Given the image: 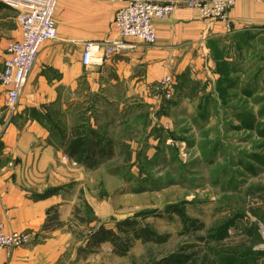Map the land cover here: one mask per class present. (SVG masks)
<instances>
[{"label":"rangeland","instance_id":"rangeland-1","mask_svg":"<svg viewBox=\"0 0 264 264\" xmlns=\"http://www.w3.org/2000/svg\"><path fill=\"white\" fill-rule=\"evenodd\" d=\"M15 18L0 7V33L16 29ZM211 56L212 66L185 73L150 105L135 96L127 106L122 95L123 105H104L84 86L67 113L54 107L63 135L114 115L110 159L86 168L60 154L51 171L70 177L53 187L70 200L60 264H106L108 246L90 255L79 249L92 230L170 204L182 206L184 220L164 214L141 221L167 241L134 240L127 255L114 254V264H264V31L214 42ZM2 99L0 91V109ZM78 215L96 220L81 223Z\"/></svg>","mask_w":264,"mask_h":264},{"label":"crops","instance_id":"crops-1","mask_svg":"<svg viewBox=\"0 0 264 264\" xmlns=\"http://www.w3.org/2000/svg\"><path fill=\"white\" fill-rule=\"evenodd\" d=\"M121 5L116 0L57 1L53 15L57 37L41 46L19 98L17 114L0 131V223L7 232L27 231L33 238L28 245L13 249L10 256L1 249L0 264H60L69 234L64 224L69 217L70 200L57 191L44 198L36 197L70 178L60 170L54 175L51 172L53 166L57 169L58 156L65 155L62 143L70 135L59 133L60 119L56 118L58 112L54 107H62V113H67L65 108L71 106L72 96L79 95L84 86L95 92L102 104L111 107L123 105L124 102H118L123 97L127 98V106L135 103V96L145 105L159 102L160 94L167 96L172 83H177L185 73L199 75L213 65L214 42L237 33L264 31V0H234L229 26L220 20L202 18L196 9L182 5L172 14L154 20L153 44L130 39L133 47L121 55L99 66L83 67L82 42L115 37L112 19ZM16 26L0 33L3 59L7 42L19 37L17 21ZM163 79L166 83L162 85ZM0 91L4 99L1 86ZM101 116L112 122L102 121ZM101 116L92 120L91 129L102 137H110L114 152V115ZM103 128L110 130V134L100 132ZM55 216L60 225H56ZM102 245L111 250L102 253V261L114 264L111 245Z\"/></svg>","mask_w":264,"mask_h":264},{"label":"built area","instance_id":"built-area-1","mask_svg":"<svg viewBox=\"0 0 264 264\" xmlns=\"http://www.w3.org/2000/svg\"><path fill=\"white\" fill-rule=\"evenodd\" d=\"M58 0H0L16 11L19 37L9 40L0 67V86L4 91L0 109V128L8 126L17 114L18 101L41 46L57 37L54 12ZM122 5L115 11L112 24L116 36L109 40L83 41L81 64L99 66L133 47L130 39L151 45L155 42L154 20L174 12L179 6L196 9L202 18L223 21L229 26V10L234 0H116ZM166 79L162 80V85ZM168 96V95H167ZM66 158V156L64 157ZM33 240L27 231H5L0 223V250L10 256L15 248Z\"/></svg>","mask_w":264,"mask_h":264},{"label":"trees","instance_id":"trees-1","mask_svg":"<svg viewBox=\"0 0 264 264\" xmlns=\"http://www.w3.org/2000/svg\"><path fill=\"white\" fill-rule=\"evenodd\" d=\"M0 7H5V5L0 2ZM62 147L64 154L70 160L88 168L97 167L104 160L110 159L114 154L111 140L103 138L93 129L86 131L78 129L72 130L69 137L63 139ZM52 192H55V190L46 191L36 197L38 199L44 198ZM164 214H175L181 219H185L184 209L178 204L167 205L163 210L152 209L138 212L131 217L113 221V225L111 226L104 222L100 223L89 233L84 247H79V249L84 254H90L95 252L102 243L108 242L115 255L125 256L129 252L134 240H140L143 243H165L168 239V234H159L148 224L141 222L151 216L162 217ZM54 219L56 220V225H60L56 216ZM78 219L81 223H90L96 220L95 217L87 220L81 215H78ZM47 226V223L44 224V228ZM172 263H179V261H172Z\"/></svg>","mask_w":264,"mask_h":264}]
</instances>
